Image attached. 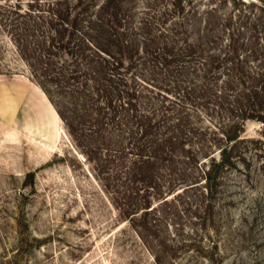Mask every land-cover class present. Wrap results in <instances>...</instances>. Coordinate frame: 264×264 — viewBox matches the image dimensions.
I'll return each instance as SVG.
<instances>
[{"label": "rangeland", "instance_id": "rangeland-1", "mask_svg": "<svg viewBox=\"0 0 264 264\" xmlns=\"http://www.w3.org/2000/svg\"><path fill=\"white\" fill-rule=\"evenodd\" d=\"M0 264H264V0H0Z\"/></svg>", "mask_w": 264, "mask_h": 264}, {"label": "crops", "instance_id": "crops-1", "mask_svg": "<svg viewBox=\"0 0 264 264\" xmlns=\"http://www.w3.org/2000/svg\"><path fill=\"white\" fill-rule=\"evenodd\" d=\"M23 85H25V89L21 92V94L24 97L19 114H23L25 121L29 120L28 114H31L35 117V121H37V128L41 129L42 124L39 120L38 111H44V113H46V115L48 114L50 119L55 122L56 114L53 111L55 109L47 95L33 84L24 83ZM38 106H40L41 109H38Z\"/></svg>", "mask_w": 264, "mask_h": 264}, {"label": "trees", "instance_id": "trees-1", "mask_svg": "<svg viewBox=\"0 0 264 264\" xmlns=\"http://www.w3.org/2000/svg\"><path fill=\"white\" fill-rule=\"evenodd\" d=\"M233 139H234V140L237 139V141H238V139H239V135H237V136L234 137V138H233V137H230V140H233ZM225 149H226L225 147L222 149L223 153H224ZM215 160H216V159H215ZM220 162H222V161H220ZM217 163H219V161H217ZM209 170H212V169L209 167Z\"/></svg>", "mask_w": 264, "mask_h": 264}]
</instances>
